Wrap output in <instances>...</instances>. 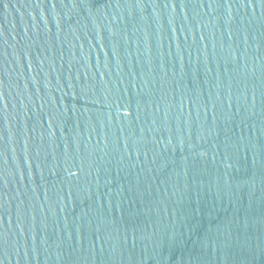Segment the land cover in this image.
<instances>
[{
  "label": "water",
  "instance_id": "obj_1",
  "mask_svg": "<svg viewBox=\"0 0 264 264\" xmlns=\"http://www.w3.org/2000/svg\"><path fill=\"white\" fill-rule=\"evenodd\" d=\"M0 264H264V0H0Z\"/></svg>",
  "mask_w": 264,
  "mask_h": 264
}]
</instances>
